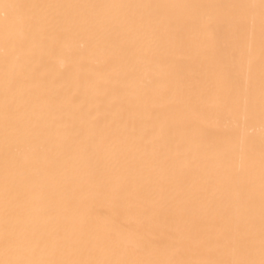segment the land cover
<instances>
[{
  "label": "bare ground",
  "instance_id": "6f19581e",
  "mask_svg": "<svg viewBox=\"0 0 264 264\" xmlns=\"http://www.w3.org/2000/svg\"><path fill=\"white\" fill-rule=\"evenodd\" d=\"M0 264H264V0H0Z\"/></svg>",
  "mask_w": 264,
  "mask_h": 264
}]
</instances>
